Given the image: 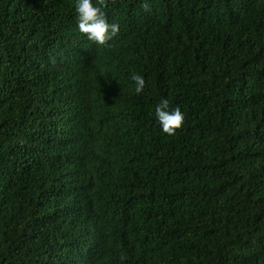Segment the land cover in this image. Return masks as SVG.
Segmentation results:
<instances>
[{
  "label": "trees",
  "instance_id": "1",
  "mask_svg": "<svg viewBox=\"0 0 264 264\" xmlns=\"http://www.w3.org/2000/svg\"><path fill=\"white\" fill-rule=\"evenodd\" d=\"M94 3L0 0V264H264V0Z\"/></svg>",
  "mask_w": 264,
  "mask_h": 264
},
{
  "label": "clouds",
  "instance_id": "2",
  "mask_svg": "<svg viewBox=\"0 0 264 264\" xmlns=\"http://www.w3.org/2000/svg\"><path fill=\"white\" fill-rule=\"evenodd\" d=\"M144 10H148L146 2L141 3ZM76 25L79 31L85 34L86 39L98 46H104L119 31L118 23L108 22L105 13L94 0H75ZM135 84V92L141 93L145 87L144 77L137 73L130 75ZM154 115L163 133L172 135L184 122V115L179 107L170 108L166 98H162L155 105Z\"/></svg>",
  "mask_w": 264,
  "mask_h": 264
}]
</instances>
